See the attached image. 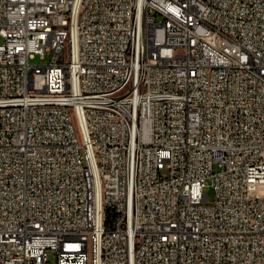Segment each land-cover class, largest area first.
Masks as SVG:
<instances>
[{
	"label": "built area",
	"instance_id": "obj_1",
	"mask_svg": "<svg viewBox=\"0 0 264 264\" xmlns=\"http://www.w3.org/2000/svg\"><path fill=\"white\" fill-rule=\"evenodd\" d=\"M0 264H264V0H0Z\"/></svg>",
	"mask_w": 264,
	"mask_h": 264
},
{
	"label": "rangeland",
	"instance_id": "obj_2",
	"mask_svg": "<svg viewBox=\"0 0 264 264\" xmlns=\"http://www.w3.org/2000/svg\"><path fill=\"white\" fill-rule=\"evenodd\" d=\"M49 57V56H48ZM34 61L36 62H41V60L39 59V57H37ZM75 122V127H76V130L78 131V126H77V122ZM217 167V166H216ZM211 182H209V185L206 187L205 189V193H207L209 195V200L212 201L213 198H214V189L212 187V185L210 184ZM49 251V255H50V258L51 260L53 261L55 259V254H54V251L53 250H48Z\"/></svg>",
	"mask_w": 264,
	"mask_h": 264
}]
</instances>
